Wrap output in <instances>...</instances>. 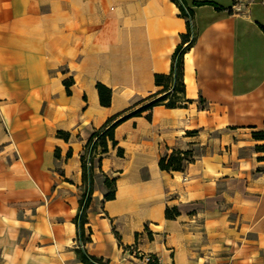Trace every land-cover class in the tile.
I'll return each mask as SVG.
<instances>
[{"label":"crops","instance_id":"1","mask_svg":"<svg viewBox=\"0 0 264 264\" xmlns=\"http://www.w3.org/2000/svg\"><path fill=\"white\" fill-rule=\"evenodd\" d=\"M232 2L0 0V264H264V0ZM176 50L184 101L137 112ZM173 151L192 161L161 170Z\"/></svg>","mask_w":264,"mask_h":264},{"label":"trees","instance_id":"2","mask_svg":"<svg viewBox=\"0 0 264 264\" xmlns=\"http://www.w3.org/2000/svg\"><path fill=\"white\" fill-rule=\"evenodd\" d=\"M189 38V35H188ZM192 40L189 42V44ZM188 44V46H189ZM185 53V50H176L174 57H173V65L171 69V73L168 76H157L156 81L157 83H164L163 91L148 100L137 112L145 111L147 109L152 108L153 106L157 105H164L168 108H175L181 105L183 100L184 94V85L182 82V58ZM99 91V96L101 102L103 101V91L105 90L102 86H97ZM109 92V91H108ZM126 116L116 117L113 120L109 121L105 127H103L100 131L93 134L87 144L93 139L96 138L95 148L98 147L100 149V153H103L107 149V140L113 139V130L114 128L123 120ZM87 146V145H86ZM192 157L190 152L188 151H173L171 156L166 160L165 158H161L159 162V167L161 170L165 171H181L185 163L191 162ZM82 167H83V177L84 182L86 185H91L92 182V175L91 169L87 171L83 164V157H82ZM104 185L107 188H111L113 185V180L105 179ZM113 194L110 193L106 196L107 199H111ZM90 200V191H87L83 194L81 201H80V213L77 216L79 221V229L82 230L83 224V215L84 212L89 204ZM166 216L169 218L171 215L169 212H166ZM94 260V259H90ZM89 259H82L84 264H91ZM98 261V260H95Z\"/></svg>","mask_w":264,"mask_h":264},{"label":"built area","instance_id":"3","mask_svg":"<svg viewBox=\"0 0 264 264\" xmlns=\"http://www.w3.org/2000/svg\"><path fill=\"white\" fill-rule=\"evenodd\" d=\"M245 0H233L232 5L230 7V13L231 14H240L243 12V5ZM183 11L187 15V20L190 22V18L187 14V11L183 8ZM193 38L192 33L189 34V41H191ZM96 138H93L89 144H87L85 153L83 155V164L87 171H89L92 168V162L93 159L99 155V148H95ZM149 232V235L154 238V232L152 230L147 229ZM79 246H82V243L79 242ZM121 249V263L122 264H161V258L152 253H144L142 252L136 244L131 246H120ZM91 264H104L99 261L90 260Z\"/></svg>","mask_w":264,"mask_h":264},{"label":"rangeland","instance_id":"4","mask_svg":"<svg viewBox=\"0 0 264 264\" xmlns=\"http://www.w3.org/2000/svg\"><path fill=\"white\" fill-rule=\"evenodd\" d=\"M189 29H190V25H189Z\"/></svg>","mask_w":264,"mask_h":264}]
</instances>
